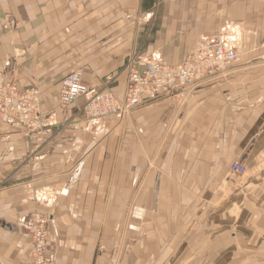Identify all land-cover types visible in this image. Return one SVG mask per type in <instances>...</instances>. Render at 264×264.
I'll use <instances>...</instances> for the list:
<instances>
[{"label": "crops", "instance_id": "obj_1", "mask_svg": "<svg viewBox=\"0 0 264 264\" xmlns=\"http://www.w3.org/2000/svg\"><path fill=\"white\" fill-rule=\"evenodd\" d=\"M150 9L0 0V72L39 88L50 123L26 137L0 118V264L30 263L23 221L35 210L49 215L53 264H113L121 242L122 264H264V62L93 129L81 102L60 104L73 71L119 102L130 55L181 64L228 29L244 63L264 55V0H167L155 20Z\"/></svg>", "mask_w": 264, "mask_h": 264}, {"label": "built area", "instance_id": "obj_2", "mask_svg": "<svg viewBox=\"0 0 264 264\" xmlns=\"http://www.w3.org/2000/svg\"><path fill=\"white\" fill-rule=\"evenodd\" d=\"M126 16L133 17L132 14ZM14 23L10 20L5 28ZM195 43L188 59L177 65H167L158 58L130 55L126 67L129 74L127 91L121 106L114 93L89 86L81 71H73L62 80L60 104L67 107L81 102L84 126L93 129L103 117L114 113L125 117L129 110L146 103L172 97L178 92L186 94L201 85L225 79L234 67L244 63L237 48L228 45L223 34L201 37ZM0 118L26 137H42L43 131L50 126L43 116L39 88L19 89L13 81L7 80L3 72H0ZM230 172H243L241 162H233ZM48 222L49 217L39 212L30 213L23 221L26 232L33 238L29 264H53L49 252Z\"/></svg>", "mask_w": 264, "mask_h": 264}, {"label": "rangeland", "instance_id": "obj_3", "mask_svg": "<svg viewBox=\"0 0 264 264\" xmlns=\"http://www.w3.org/2000/svg\"><path fill=\"white\" fill-rule=\"evenodd\" d=\"M147 1V3H149V4H151V9L149 10V11H151V13H153L154 14V19L153 20H155V18H159L160 17V12H161V9H162V7H163V5L167 2V0H146ZM132 18H137L138 16L136 15V14H132ZM138 20H140V18L138 19ZM139 22V21H138ZM234 33V31H232V30H230V29H228L227 30V32H226V35L224 36V38L226 39L227 38V35H228V38L227 39H229V40H227V43H228V45L230 44L232 47H234V48H237L240 44L238 43V41L237 42H234V41H232V40H230V39H232V37H231V34H233ZM235 34V33H234ZM233 34V35H234ZM235 37V39H236V36H234ZM234 40V39H233ZM233 44V45H232ZM237 50V49H236ZM259 58V57H258ZM259 62H264V55H262V58H259L258 60H256V58L254 59V61H251V62H245L244 64H241V65H239V66H237V67H240V66H243V65H249V64H251V63H259ZM235 68V67H234ZM128 79H129V74H128ZM128 83V82H127ZM26 88H28V87H26ZM25 88V89H26ZM105 90H107V89H105ZM108 91H110V90H108ZM124 97H125V95H124ZM124 97L122 98V100L121 101H117L116 100V102L121 106V105H123L122 104V102H123V100H124ZM41 108H42V106H41ZM136 108H133V109H131V110H129V114L132 112V111H134ZM43 112V111H42ZM115 114H117L118 115V113H115ZM129 114H127V116H129ZM83 115V113L81 112V115H79V118H82L81 116ZM113 115V114H112ZM120 116V115H119ZM127 116H125V117H127ZM84 117V116H83ZM122 117V116H121ZM45 118V117H44ZM46 119V118H45ZM47 120V119H46ZM84 120L85 119H83V125L85 124L84 123ZM50 124V123H49ZM60 127L61 128H63L62 127V125H60ZM51 195H53L52 193H51ZM132 209V208H131ZM33 212H37L36 210L35 211H33ZM131 213L129 214L130 215V218L132 217L131 215L133 214V209H132V211H130ZM41 215H43V214H41ZM44 215H47V214H44ZM29 216V215H28ZM48 217H49V215H47ZM130 220V219H129ZM169 229H171V227H169ZM31 236V235H30ZM32 242H33V238H32ZM124 244H123V242H121V244H118L117 245V248L115 249L116 250V252H115V256H114V263L113 264H122V262H123V256H124V252H125V250H124V248H125V246H123ZM100 250H103V247L101 246V248H100Z\"/></svg>", "mask_w": 264, "mask_h": 264}, {"label": "bare ground", "instance_id": "obj_4", "mask_svg": "<svg viewBox=\"0 0 264 264\" xmlns=\"http://www.w3.org/2000/svg\"><path fill=\"white\" fill-rule=\"evenodd\" d=\"M233 45V44H232Z\"/></svg>", "mask_w": 264, "mask_h": 264}]
</instances>
